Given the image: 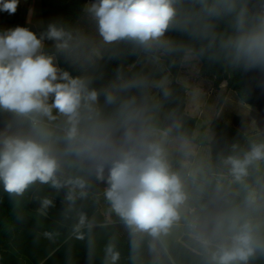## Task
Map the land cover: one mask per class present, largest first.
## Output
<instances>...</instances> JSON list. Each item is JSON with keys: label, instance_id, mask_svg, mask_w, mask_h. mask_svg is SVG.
<instances>
[{"label": "clouds", "instance_id": "1", "mask_svg": "<svg viewBox=\"0 0 264 264\" xmlns=\"http://www.w3.org/2000/svg\"><path fill=\"white\" fill-rule=\"evenodd\" d=\"M181 0H95L87 12L96 22L103 44L128 42L145 49L160 43L177 25ZM208 17L233 16V34L221 40L237 62L248 67L264 66V0L250 11L248 0H199ZM20 0H0V11L14 15ZM55 41L59 54L68 60L90 62L86 38L73 37L51 24L40 38L28 28L17 26L0 32V111L13 114L27 131L0 134V182L9 194L22 195L39 181L62 187L57 173L65 160L105 179V197L115 213L135 233L158 236L179 219L185 201L182 182L171 171L160 130L135 100H119L118 93L142 82H122L110 88L89 87L86 77H72L44 54L42 40ZM100 95L105 112L99 105ZM119 101V102H118ZM53 110L56 115H53ZM61 121L54 127L52 122ZM166 135V133H163ZM264 159V144H253L243 159L224 160L236 181L248 175V166ZM81 189L82 179L66 182ZM84 193L82 192L81 195ZM69 200L73 196L69 194ZM51 201L45 199L43 206ZM81 216L80 224H84ZM112 261L119 253L107 249ZM254 252L251 228L244 224L232 237L231 247L213 254L214 264L247 261Z\"/></svg>", "mask_w": 264, "mask_h": 264}, {"label": "trees", "instance_id": "2", "mask_svg": "<svg viewBox=\"0 0 264 264\" xmlns=\"http://www.w3.org/2000/svg\"><path fill=\"white\" fill-rule=\"evenodd\" d=\"M95 0H41L43 13V33L49 25L64 28L73 37L86 38L85 51L92 56L90 62L68 60L59 54L55 41L44 39L43 53L55 54L62 71H67L72 77H86L91 80L90 88L104 90L113 84L122 82L142 83L118 93L119 100H135L136 105L146 109L147 115L155 110L161 120L172 119L169 127H165L169 136H182L194 140V132L199 118L186 110L188 88L177 81L184 57L194 53L200 57L202 64L199 70L201 76L213 82L214 87H220L224 82L227 89L234 90L240 99L259 110L264 119V66L248 67L237 62L228 50L221 47V40L233 34V16L224 14L219 17H208L201 11L199 0H181L178 7L177 25L171 27L163 40L145 49L128 42L103 44L95 31L86 23L92 19L87 9ZM261 0H248L250 11L259 9ZM26 7L21 3L14 15L0 11V20L8 21L13 28L24 27ZM99 50V53L95 49ZM160 55L170 72L171 83L168 91L158 100L153 99L151 83L157 77L158 70L154 66L148 68L142 63L146 55ZM225 93L217 104L219 111ZM119 102V101H118ZM99 105L105 112L113 110V106H105L104 96L100 95ZM53 110V115H56ZM60 120L52 122L59 127ZM162 124V123H161ZM210 128L215 135L210 141L211 161L206 175L194 179L188 199L190 211L183 221L184 232L180 239L171 242L166 247L158 236L148 233L133 232L121 221L116 230L122 232L118 240L124 242L126 252L130 256V264H214L212 256L221 247H231L232 237L244 224L251 228L254 241V252L247 261H236L235 264H264V228L262 220L256 216L253 209L251 191L255 189L257 179L261 184L259 195L264 191V172L260 171L256 161L248 166V175L241 181H236L230 171V165L224 160L229 156L243 159L245 153L251 150L253 144L259 141L237 126L226 122L217 115L212 119ZM0 130L2 134H13L27 131V125L16 120L11 113L0 111ZM171 171L185 176L188 170L178 161L172 160ZM91 177L92 182L83 189L67 184L70 179ZM57 179L62 187L54 188L51 184L39 181L31 184L22 195L9 194L0 182V253H15L18 251V238L27 231L36 235L51 237L52 241L42 254L41 261L52 252L58 251V246L72 244L76 227L67 229L63 235L52 226H32L33 221L43 219L63 220L68 224L73 221L80 223L83 216V203H89L97 210L98 220L106 218L100 212L99 201L90 198V191L105 192L106 181L65 160L57 173ZM91 188V189H90ZM77 193L80 208L72 212V204L64 202L62 194ZM84 193L81 195V193ZM48 199L51 204L43 206ZM44 209L46 215L39 212ZM214 208V209H213ZM44 217V218H43ZM62 238L59 241L57 238ZM67 241L64 243V240Z\"/></svg>", "mask_w": 264, "mask_h": 264}, {"label": "crops", "instance_id": "3", "mask_svg": "<svg viewBox=\"0 0 264 264\" xmlns=\"http://www.w3.org/2000/svg\"><path fill=\"white\" fill-rule=\"evenodd\" d=\"M21 3L26 7V19L24 23V27L28 28L34 34L37 35V38H40L43 33V13L41 7V0H20ZM13 28L12 25L6 20H0V32H3L6 29ZM43 45L44 39L42 40V49L43 52ZM54 57V64L55 66L60 69V65L58 63L57 56L55 54H50ZM171 83V80H170ZM225 83V82H224ZM223 83V84H224ZM223 84L220 86L222 87ZM226 84V83H225ZM227 90L225 89V92ZM225 100L220 108L217 110V116L223 115V110L225 104L227 102V98L229 96V91H227ZM154 95V94H153ZM242 101V100H241ZM188 99L186 104V110L190 113L187 108ZM253 107V106H252ZM255 108V107H254ZM198 117V116H196ZM211 123V122H210ZM234 126L239 127L243 131L246 130L239 126L236 123H232ZM156 127L160 130L161 135L158 139L161 140L162 146L165 149L166 159L171 164L172 160H176L179 164L185 167L188 170V175L182 176L179 175L183 191L185 193L186 205L185 211L187 217L190 208L187 205V200L190 197V193L193 187L194 179L197 177H203L207 174L210 161H211V147L210 141L213 139L215 133L214 131H204L206 137H198L197 130L195 129L194 132V140H189L182 136H169V133L166 131L165 127L162 124L156 125ZM166 133V135H163ZM248 133V132H246ZM0 134L2 131L0 130ZM201 134H199L200 136ZM178 137L186 139L189 143L190 150L188 152V162H183L182 155L180 154L179 150L174 146V141ZM189 140V141H188ZM201 170V172H200ZM177 174V173H176ZM107 172L105 173L106 180ZM86 184L92 182L91 177H84L82 179ZM102 181L101 179H99ZM94 183V182H92ZM108 184V183H107ZM109 186H106V189ZM91 189V188H90ZM90 191V198L99 201L100 205V212L106 218L105 221L98 220V213L97 210L91 208V205L87 203H83V217H84V224L81 225L78 221H73L71 224L66 223L63 220H52V219H43L37 221L36 219L33 221L32 226L41 227V226H52L59 231V235H63L67 232V229L71 227H76L77 230L74 232V236L72 239V244H64L62 248L58 246V251L52 252L50 255L54 254L53 256H47L45 259L41 261L43 257L42 254L47 249L52 241L51 237H45L43 235H36L35 233H31L27 231L25 235L18 238L19 248L18 251L15 253H0V264H130V256L126 252L125 247H123L124 242L122 240H118V236H122V232L116 230V226H119L121 221L115 220L118 215L112 209L110 202L105 197V192H97L95 190ZM106 191V190H105ZM71 195L73 196L72 200L68 199V194L63 193V199L65 203L72 204V212H76L80 205L78 206L77 201L79 198L77 193L72 192ZM39 212L43 215H46L44 209L39 208ZM44 218V217H43ZM183 219V221L185 220ZM184 228V227H183ZM163 235V236H162ZM182 235V234H181ZM158 238L161 240L162 244L166 247L167 245L164 244V239L166 236L164 234H159ZM181 238V237H180ZM59 241L62 238H57ZM67 241L64 240V243ZM170 244V243H169ZM168 244V245H169ZM109 246L112 247L114 252L119 253V258L116 261H112L111 256L108 254L107 249Z\"/></svg>", "mask_w": 264, "mask_h": 264}, {"label": "rangeland", "instance_id": "4", "mask_svg": "<svg viewBox=\"0 0 264 264\" xmlns=\"http://www.w3.org/2000/svg\"><path fill=\"white\" fill-rule=\"evenodd\" d=\"M86 23L88 24V28L93 29L96 35H98V38L101 39L97 31L96 22L93 19H90ZM95 50L99 53L98 48ZM201 64L202 60L198 55L191 52L187 53L184 57L181 70L177 76V81L183 83L188 88L187 108L190 111V114L198 116L199 118V122L196 127V135L199 138L201 136L205 138L206 134L201 131L204 130L208 132L212 130L210 128V122L217 115V104L219 98L223 93H225V95L228 94L227 91H229L223 115L220 116L219 114L218 117H221L230 124H238L243 127L251 137L257 139L260 144H264V119L262 118L259 110L241 101L240 97L234 90L226 88L225 83L222 87H214L213 82L210 79L201 76L199 73ZM142 65L147 66L148 68L155 66L158 70L157 77L154 78L151 83V88L154 94L153 99L158 100L161 95L168 91L170 86L171 76L165 61L160 55L147 54L146 61L142 63ZM225 89L227 90L226 92ZM149 115L153 118L152 122L155 126L162 123L164 127H169L170 123L173 122L172 119L164 121L161 120L158 118L155 110L150 111ZM199 134L201 135L199 136ZM186 141V139L181 137H178L174 141V146L179 150L182 155L181 158H183V162L185 163L188 162V152L190 150L189 143ZM256 165L260 171L264 172V159L256 161ZM260 179L261 178L258 177L256 187L251 191V195L252 200L255 201L253 209L256 216L262 220L264 228V192L261 196L258 194L261 184ZM185 205L186 202L184 201L178 208L179 219L172 223L166 233H160L166 236V239H164L165 245L180 239L181 234L184 232L183 219L186 216Z\"/></svg>", "mask_w": 264, "mask_h": 264}]
</instances>
